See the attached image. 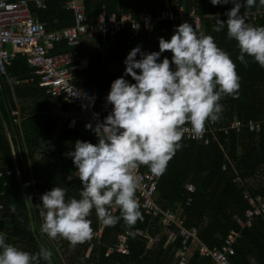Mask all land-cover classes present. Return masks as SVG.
Instances as JSON below:
<instances>
[{
  "label": "trees",
  "instance_id": "1",
  "mask_svg": "<svg viewBox=\"0 0 264 264\" xmlns=\"http://www.w3.org/2000/svg\"><path fill=\"white\" fill-rule=\"evenodd\" d=\"M66 2L67 0H44L45 8L36 7L32 3L31 12L44 23L46 31L61 30L75 25V13L66 7ZM85 3L91 21H96L104 11L117 15L130 12L138 16L143 11L155 14L165 9L167 3L174 8L184 7L188 15L194 12L195 16L201 17L202 27L197 29L192 17L188 23L196 30L212 35L218 47L233 56L236 66L242 65L234 58L238 55L236 41L227 38L226 29L219 33L213 32L215 21L209 18V15H217L230 7L231 2L215 6L210 0H85ZM240 3L243 11L264 9L259 0L252 8H248L244 0H240ZM253 25L264 26V19ZM173 32L174 23L162 20L156 23L151 36L146 33L136 34L130 27L116 37H102L96 33L85 37L79 47L60 44L55 54L79 51L89 61L88 68L76 71V74L84 78L86 88L97 90L99 98L96 107L106 117L112 108L106 102L112 81L124 75L125 79L134 83L131 76L124 74V60L128 52L136 46L144 52L159 51L158 38L169 40ZM171 55L170 52H164L161 58L171 60ZM250 62L248 68L253 71H247L244 67L237 70L240 77L238 98L226 96L221 100L224 111L215 122L218 127H225L234 120L245 124L264 120V68ZM32 72L27 59L18 53L9 68L10 77L34 79L30 84L14 87L13 91L21 102L20 127L16 126L24 143L22 148L30 169L31 193L36 204L41 203L40 195L54 186L66 187V198L78 197L80 181L76 178L71 157L65 154L73 149L76 140L96 143V136L86 130L85 122L81 120L72 128L68 127L66 121L62 124L60 134L53 137L58 122L52 120L49 110L60 98L46 93L45 88L39 86V77H33ZM1 79L10 101V85L5 77ZM0 99L2 102L1 91ZM2 105L0 170L12 171V175L0 179V194L4 192L1 195L3 209L0 211V232L7 234L8 242L34 253L41 245L49 247L39 235L34 206L30 208L25 203L28 198L25 190L26 168L20 151L19 154L17 152L18 140L10 123L11 119L7 115L9 121L5 125L1 118V113L7 110L3 102ZM74 107L66 103L61 105V109L66 111ZM14 119H18L15 114ZM217 137L209 145L196 141L181 142L183 147L175 153L168 162L166 171L158 177L157 189V202L161 208L177 210L180 206L186 218L184 225L187 228H197L200 239L209 246L220 245L231 230L237 229L233 217L243 215L247 209L243 199L245 191L254 196L264 195V128L260 132H250L243 127L227 134L220 132ZM140 170L150 172L147 166H140ZM70 174L73 179L68 180ZM236 178L239 179L234 181ZM189 184L194 185V193L188 191ZM190 198L192 201L189 204ZM11 205H15V212L10 210ZM142 215L143 220L138 221L131 229L135 235L129 240V254L114 252L106 255L108 247L115 244L117 235L128 227L121 220L114 227H105L103 236L96 238L100 222L94 211L89 217L92 221L93 238L77 245L75 249L67 240L59 237L52 240L42 235L55 248L60 264H178L181 239L170 238L168 229L160 227L144 213ZM38 220L39 224L42 223L39 211ZM33 225L36 226L35 231L31 230ZM176 230L177 226L170 229L173 232ZM241 234V238L234 243V254L231 256L233 264H264V217L254 220L252 226L242 230ZM150 238L154 239L151 245ZM41 264L45 262L41 261ZM52 264H57L54 256ZM187 264H212V261L200 254L199 245L193 244Z\"/></svg>",
  "mask_w": 264,
  "mask_h": 264
},
{
  "label": "clouds",
  "instance_id": "2",
  "mask_svg": "<svg viewBox=\"0 0 264 264\" xmlns=\"http://www.w3.org/2000/svg\"><path fill=\"white\" fill-rule=\"evenodd\" d=\"M210 2L214 6L233 5L226 20L209 15L215 21L212 31L226 29L227 38L236 41V59L245 67L249 57L264 68V26L246 22L240 0ZM256 2L244 0L248 8ZM259 4L264 6V0ZM158 44L159 51L144 52L136 46L128 52L124 74L134 83L124 75L112 81L106 96L111 111L103 122L86 125L94 132L96 143L78 139L65 154L71 157L80 181L78 197L66 198V187L54 186L40 195L39 204H33L31 197L25 199L30 208L35 206L39 211L41 234L52 240H67L75 249L93 238L89 217L94 211L105 227L123 220L128 234L134 236L131 229L143 220L136 199V170L147 166L152 175L161 176L183 147L185 132L202 137L206 124L221 118V100L226 96L238 98L236 64L212 35L183 22L175 26L169 40L158 38ZM164 52L172 54L171 60L161 58ZM67 179H73V175ZM10 210L15 212V205ZM52 260L49 248L41 245L36 252H29L8 242L7 234L0 232V264H52Z\"/></svg>",
  "mask_w": 264,
  "mask_h": 264
},
{
  "label": "built area",
  "instance_id": "3",
  "mask_svg": "<svg viewBox=\"0 0 264 264\" xmlns=\"http://www.w3.org/2000/svg\"><path fill=\"white\" fill-rule=\"evenodd\" d=\"M36 7L45 8L44 0H0V77L5 79L14 87L33 82L32 77L25 79L12 78L9 75V68L16 55L20 53L25 57L29 66L33 69L32 76L39 77V86L45 88L46 93L53 97L60 98L55 106L61 107L62 103L74 105L80 109L86 117L85 125H96L104 120V114L97 109L96 104L99 94L95 89H88L84 86V78L76 74V71H83L88 68L87 59L83 58L79 51L55 54L56 48L62 43L69 47H79L82 40L87 36L96 33L102 37H116L129 27L136 33H146L151 36L154 34L155 26L158 21L168 20L175 26L188 22L189 18H194L195 27L201 29V17L195 16L192 12L186 13L184 7L174 8L167 3L165 9L157 11H143L138 16L132 13L107 14L102 12L96 21H91L87 14L85 0H67L66 7L75 13V25L57 31H46L43 22L35 18L31 12V4ZM224 9L218 13V18L226 20V13L232 7ZM246 22L251 24L258 23L264 19V9L246 12L240 9ZM62 118V122L68 121V127L76 126L75 120H67L68 114H53L52 119ZM246 127L250 132H260L264 128V120L247 124L239 120H234L225 127H218L216 123H207L206 130L202 137L194 138L190 132H185L182 142L196 141L209 145L217 140L220 132L225 134L230 131H239ZM91 134L94 132L86 127ZM12 171L0 170V179L11 176ZM137 181L136 199L140 205V211L152 221L157 222L160 227H165L170 232V238H180L182 248L178 264H187V260L192 253L193 244L199 245L200 254L209 257L212 264H233L231 256L234 254V243L241 238L242 230L250 228L259 217H264V195L254 196L249 191L243 193V199L247 204V209L241 216H234L233 219L237 229L230 231L220 245L209 246L199 237V231L195 227L187 228L184 223L186 218L183 216L182 208L177 210L162 209L157 202V189L159 178L151 172H142L140 168L135 172ZM239 178L234 179L237 181ZM7 186V183L5 184ZM190 193L195 192L192 184L187 186ZM0 194V211L3 209V202ZM190 198L188 203L190 204ZM115 208V206H114ZM115 214H119L115 210ZM174 226L178 230L170 231ZM105 226L100 223V230L95 237L101 238L104 234ZM129 229L117 235L114 245L109 246L106 255L114 252L129 254V240L132 235L128 234ZM153 239L150 238V242Z\"/></svg>",
  "mask_w": 264,
  "mask_h": 264
},
{
  "label": "crops",
  "instance_id": "4",
  "mask_svg": "<svg viewBox=\"0 0 264 264\" xmlns=\"http://www.w3.org/2000/svg\"><path fill=\"white\" fill-rule=\"evenodd\" d=\"M246 12H251V11H246ZM249 23V22H248ZM251 24V23H250ZM233 56H231V58H232ZM237 57V56H236ZM236 57H234V58H236ZM246 59H248L249 60V62L251 61V62H253L252 60H251V58H249V57H246ZM250 62V63H251ZM87 63H88V66H89V61L87 60ZM239 65V64H238ZM243 65V64H242ZM242 65H240V66H236V70H238V69H240L241 67L243 68L244 67V69L245 70H249V71H253V70H251L250 68H248V66H249V64H248V66L247 67H245L244 65L242 66ZM8 82V81H7ZM8 84L10 85V88H11V90H12V95H10L9 94V96H10V101H9V98H8V95L6 94V89H5V86H4V82H3V80L1 79V81H0V91H1V94H2V102L5 104V106H6V109L7 110H5L3 113H1L2 115H1V118H2V120H3V123H5V125L7 124V120L9 121V119H11L10 120V123H11V125H12V127H14V132H15V130H17V126L16 125H18V127H20V122H21V117H20V111H21V102L18 100V98L15 96V94L13 93V91H14V86L13 85H11L9 82H8ZM7 84V85H8ZM8 85V86H9ZM2 102H1V99H0V106L2 105ZM23 104V103H22ZM62 105V104H61ZM2 107H3V105H2ZM77 111H80L79 110V108H77L76 106L74 107V109H72V110H69V111H66V110H63V109H61V107H59V108H57L56 106H53V107H51L50 108V110H49V113H50V115H51V118L53 117V114H61V113H63V112H66L67 114H68V119L67 120H75L76 122H79V121H83L84 120V118L86 117V114H84L82 111H80L83 115H81V117H75V115H74V112H77ZM14 114L16 115V117H18V119H14ZM7 115H8V117H9V119H7ZM53 120V119H52ZM62 120V118H57L56 120H53V121H57L58 123L60 122ZM12 121V122H11ZM60 128L62 127V124H63V122L61 121L60 123ZM5 127H7V126H5ZM60 128H58V130L56 131V129L54 130V134H53V137H57L59 134H60ZM17 133H18V131H17ZM15 134H16V132H15ZM17 137V136H16ZM20 139H21V137H20ZM18 140V139H17ZM21 142H22V139H21ZM23 145H24V143L22 142V147H23ZM19 151H20V149H19V144H18V150H17V152H18V154H19ZM15 155L17 154L16 152L14 153ZM20 154H21V151H20ZM21 158L23 159V157H22V154H21ZM30 187H31V175H30ZM25 190H26V193H27V183H26V187H25ZM31 190V189H30ZM27 196H28V193H27ZM29 197V196H28ZM179 208H180V206H179ZM178 208V209H179ZM153 239V238H152ZM154 243V239H153V241L152 242H150L149 244L151 245V244H153Z\"/></svg>",
  "mask_w": 264,
  "mask_h": 264
},
{
  "label": "water",
  "instance_id": "5",
  "mask_svg": "<svg viewBox=\"0 0 264 264\" xmlns=\"http://www.w3.org/2000/svg\"><path fill=\"white\" fill-rule=\"evenodd\" d=\"M0 81H1V77H0ZM16 132V136H17V139H18V144H19V149L21 151V154H22V157H23V162L25 164V168H26V176H27V193H28V196L31 197V200H32V203L33 204H36V201L35 199L33 198V195L31 193V190H30V169L28 167V163H27V159H26V156H25V153L23 151V148H22V142H21V139L19 137V134L17 133V130H15ZM34 212H35V221H36V225H37V228L39 230V220H38V209L37 207L34 206ZM39 235L40 237L42 238V240L44 241V243L49 247V249L52 251L53 253V256L56 260V263L57 264H60L59 260H58V257H57V254H56V251H55V248L50 245V243L47 242V240L44 238V236L39 232Z\"/></svg>",
  "mask_w": 264,
  "mask_h": 264
},
{
  "label": "rangeland",
  "instance_id": "6",
  "mask_svg": "<svg viewBox=\"0 0 264 264\" xmlns=\"http://www.w3.org/2000/svg\"><path fill=\"white\" fill-rule=\"evenodd\" d=\"M74 115H75V117H81V115H83L80 111H77V112H74ZM61 122V121H60ZM59 122V123H60ZM59 123H57V126H56V131L58 130V128H60L59 126H60V124ZM61 129V128H60ZM59 129V130H60Z\"/></svg>",
  "mask_w": 264,
  "mask_h": 264
}]
</instances>
